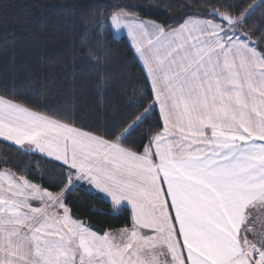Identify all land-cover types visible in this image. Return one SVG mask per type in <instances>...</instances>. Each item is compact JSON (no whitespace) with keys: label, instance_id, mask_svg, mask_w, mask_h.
<instances>
[{"label":"snow or ice","instance_id":"6c2138e0","mask_svg":"<svg viewBox=\"0 0 264 264\" xmlns=\"http://www.w3.org/2000/svg\"><path fill=\"white\" fill-rule=\"evenodd\" d=\"M261 5L221 0L169 26L96 4L88 26L97 35L104 22L127 27L144 70V90L122 92L125 107L141 109L132 121L108 123L105 111L103 125L88 126L47 103H16L10 97L24 98L5 88L0 138L54 161L67 187L0 173V264H264V17L237 30ZM212 17L228 25L220 46L187 27ZM77 189L106 194L129 226L93 230L69 202Z\"/></svg>","mask_w":264,"mask_h":264},{"label":"trees","instance_id":"16d2710c","mask_svg":"<svg viewBox=\"0 0 264 264\" xmlns=\"http://www.w3.org/2000/svg\"><path fill=\"white\" fill-rule=\"evenodd\" d=\"M221 0H0V93L5 88L24 99L10 97L21 105L39 108L44 104L68 111L82 123L91 126L97 119L101 125L112 117L132 121L141 109L125 107L122 92L143 91L145 75L128 38L116 36L107 22L99 29L88 26L92 9L101 4L120 5L142 19L176 26L185 12H207ZM257 4L258 0H248ZM221 13L224 9H220ZM264 17L261 5L247 24L239 27L250 33ZM217 19L216 17H212ZM110 19V17H109ZM74 22V24L72 23ZM68 24V28H65ZM87 27V31L84 29ZM264 31V29H262ZM87 43L81 49V33ZM71 33V36H69ZM264 44V41H261ZM94 50V51H93ZM90 58H86L89 56ZM98 59L99 63L93 61ZM107 73V81L103 79ZM101 79L98 81L97 76ZM79 91L73 90V84ZM150 99V98H149ZM111 101V107L106 103ZM100 106L97 115L96 106ZM106 105V106H105ZM156 121L153 115L149 124ZM148 125H144L147 129ZM140 136L133 140L140 142ZM0 139V170L31 179L47 187L52 181L54 192L66 188L63 172L54 161L45 160L31 151ZM41 177L43 180L41 181ZM81 219L99 230L114 231L129 226V213L114 210L102 194L91 195L77 189L68 197ZM95 209V210H94Z\"/></svg>","mask_w":264,"mask_h":264},{"label":"crops","instance_id":"0c3cea01","mask_svg":"<svg viewBox=\"0 0 264 264\" xmlns=\"http://www.w3.org/2000/svg\"><path fill=\"white\" fill-rule=\"evenodd\" d=\"M131 20H136V19H139V17H136V16H133L130 18ZM146 20V19H145ZM193 26L196 27V31L193 33L194 36H198L199 37V41H207L209 42L210 44L212 45H217V46H220V37L218 36V33L226 28H228V25L226 24H222V22L218 19H214V18H211V25H209V23L207 22H197L196 20L194 19H189L188 21V24H187V27L188 29H191ZM132 27L136 30V31H139V29L135 26V25H132ZM150 27V26H148ZM122 30V33L128 38L129 42L131 43L132 45V48L134 50V43L132 41V37L129 35L128 33V28L127 27H122L121 28ZM183 30V29H182ZM238 31L239 28L237 29ZM203 32L204 34L203 35H200V33ZM198 41V42H199ZM227 42V41H225ZM230 46H238L236 45V41H233L232 42V45ZM209 51H211V49H209ZM135 52V51H134ZM136 56H138V54H136ZM141 63V62H140ZM142 65V64H141ZM1 140H3L2 138H0ZM8 143H11L13 144L12 142H8ZM14 145V144H13ZM20 147V146H18ZM28 151H31V152H34L33 149H27ZM8 170H0V173H3V172H7ZM16 176V175H15ZM17 179H20L19 176H16ZM158 187V186H157ZM99 192V191H97ZM100 193V192H99ZM102 194L109 202H110V198H108L106 196V194H103V193H100ZM111 203V202H110ZM158 205L160 207V209L162 210V214L166 217L167 216V212L166 210L164 209V196L163 194H160L159 197H158ZM123 229V228H121ZM119 230V229H118ZM109 232H113V231H109Z\"/></svg>","mask_w":264,"mask_h":264},{"label":"rangeland","instance_id":"374dc122","mask_svg":"<svg viewBox=\"0 0 264 264\" xmlns=\"http://www.w3.org/2000/svg\"><path fill=\"white\" fill-rule=\"evenodd\" d=\"M146 20H148V21H152V20H149V19H146ZM154 22V21H153ZM113 29V31H114V34L116 35V36H120V35H122L123 33H122V30H115L114 28H112ZM67 187V186H66ZM58 193V192H57ZM83 220V219H82ZM83 222L84 223H88L87 221H85V220H83ZM92 228H93V230H97L96 228H94L93 226H92Z\"/></svg>","mask_w":264,"mask_h":264}]
</instances>
